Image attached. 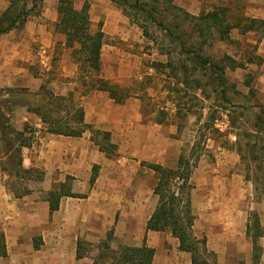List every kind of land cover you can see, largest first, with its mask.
<instances>
[{
    "label": "rangeland",
    "instance_id": "374dc122",
    "mask_svg": "<svg viewBox=\"0 0 264 264\" xmlns=\"http://www.w3.org/2000/svg\"><path fill=\"white\" fill-rule=\"evenodd\" d=\"M58 1L44 0L41 15L31 18L36 29L46 30L41 42L31 47V73L43 79L44 88L37 93H18L14 99L18 108H41L53 119L64 121L66 114L53 112L48 93L68 97L66 105L71 106L72 101L84 106L90 122L96 121L99 113L102 123L113 128L106 131L88 124L93 128L84 134L90 138L92 148L100 150L96 141L103 143V135L94 138L96 131L110 132L118 148L116 157L108 159L107 165L98 166L97 179L89 191L77 178L69 182L72 188L80 185L81 193L76 195L85 198L73 202L80 205L79 212L90 220L88 223L80 221L72 232L78 241L85 242V258L67 264H123L122 249L141 248L144 242L155 252L152 264H192V256L180 251L178 240L170 232H154L151 236L145 232L152 206L158 205L154 194L158 175L150 167L176 169L181 156L189 159L193 167L194 231L197 239L207 240L208 254H203V260L207 259V264H253V243L246 232L254 215L264 227V194L255 193L257 175L264 179V174L256 169L258 164L264 170V152L256 163H251L244 131L252 127L260 108L264 109V67L254 50L257 37L246 38L236 33L231 35V42L217 40L210 46L208 40L205 44V55L214 59L229 55L244 64L236 71L227 70L226 94L222 89L214 93L207 87L202 90L182 88L178 78L170 75V69L156 70L152 66L154 62L166 64L168 56L161 52L172 49L163 41L162 33L151 27L150 37L146 38L143 30L132 23L122 9L108 0H74L77 9L89 3L91 32L96 33L101 24L105 33L102 71L98 76L121 87L135 83L144 87L138 92V98H131L124 105L116 104L107 93L91 92L84 99L87 88L82 85L80 47L68 48L65 36L55 28L59 18ZM175 5H178L176 0ZM213 7L229 9L228 16L233 20L244 15L242 6L233 0L229 4L227 0H204L202 12L211 11ZM2 13L0 11V16ZM26 28L27 24L24 29L14 31L16 39L26 38ZM195 41L199 43L200 39ZM45 45L44 53L41 48ZM177 57L172 55L176 62ZM223 95L233 105L241 106L233 116L227 111ZM179 108L181 117L177 115ZM15 113L9 119L14 128ZM233 119L235 125H232ZM36 121L33 117L27 124L29 133L35 131ZM93 170L92 166V175ZM152 196L156 202H152ZM119 203L121 209H118ZM111 233L113 238L107 249L102 243Z\"/></svg>",
    "mask_w": 264,
    "mask_h": 264
},
{
    "label": "trees",
    "instance_id": "16d2710c",
    "mask_svg": "<svg viewBox=\"0 0 264 264\" xmlns=\"http://www.w3.org/2000/svg\"><path fill=\"white\" fill-rule=\"evenodd\" d=\"M7 9L0 16V37L12 31L22 30L27 22L34 16L41 15V8L44 0H6ZM122 9V12L130 21L140 27L146 38L150 37V28H155L162 33L164 42H168L172 49L163 50L161 54L168 56L166 64L154 62L153 68L156 70L170 69V75L178 78L179 86L190 87L195 90H202L203 87L211 88L216 93L218 89L226 94L227 70L236 71L244 67V64L229 55H224L220 59H214L205 55L204 48L208 40L210 46L219 40L221 42H231V33L234 29L240 28L241 34L245 35L254 29L264 30V21L248 19L244 17H229V9L220 8L212 12L202 13L195 17L175 5V0H108ZM58 22L55 25L56 31L65 36L66 46L79 48L80 70L84 73L81 76L86 97L91 92L107 93L109 98L118 105H124L131 98H138L139 91L144 90L142 84L135 83L130 87H121L99 75L102 71V48L105 33L100 24L96 33L91 32L90 5L86 2L81 9H77L74 0H59L57 5ZM195 39H200L199 43ZM178 55L177 62L172 55ZM178 63V64H177ZM248 82V86H249ZM43 90V87H42ZM182 90V89H181ZM20 93L16 89L0 88V155L6 160L2 163V171L10 177L16 178L10 184L14 195L22 198L31 193L26 185L29 180L42 181L44 173L35 169H24L22 150L31 148L34 142L35 131L28 132L25 126L24 131H17L9 122L12 114L19 104L14 96ZM180 93V91H177ZM50 106L56 114H66L64 121L53 119L48 111L41 108L29 109V112L40 117L46 126V132L53 135L71 138H80L93 127L86 124L85 110L79 104L71 101V106L66 105L68 97H57L48 93ZM223 101L227 104V111L232 116L241 109V106L233 105L232 101L223 95ZM208 99V95H205ZM175 99L172 100L174 103ZM231 107L230 110H228ZM181 109L177 115L181 117ZM8 115L6 116L5 115ZM252 127L244 131L247 138L246 147L250 154L251 163H256L264 152V109L260 108L259 115L255 116ZM214 120V119H212ZM72 124H74L72 126ZM232 125H235L233 119ZM207 126H209L207 124ZM253 132V134L251 133ZM93 133V131H92ZM255 134V135H254ZM103 135V143H98L100 152L106 158L113 159L117 156V146L112 142L110 132L96 131L95 136ZM238 137V136H237ZM95 142V139H94ZM192 166V165H191ZM190 166L189 159L180 157L179 166L176 169L167 168L160 165H152L150 168L158 175V182L154 189V194L158 197V205L154 213L149 218L146 231L164 233L170 232L179 242V249L192 256V264H207V259L203 260V254H208L207 240H199L195 236L196 218L192 210L191 183L193 167ZM98 166H94L91 177V185L97 179ZM258 172L264 174V170L257 164ZM72 178L62 184L59 191L50 192L48 201L51 212L59 209L60 200L63 197L77 198L78 195L72 193L69 184ZM262 182V183H261ZM255 193L264 194V179L257 175L255 180ZM253 223L247 226V236L253 243V264H260L263 249L260 240L264 237V227L257 215H254ZM113 238L111 233L107 241L102 245L110 249ZM85 242L78 241L77 260H82L86 256ZM6 244L4 236H0V257H5ZM154 250L145 244L141 248H123L121 262L123 264H152Z\"/></svg>",
    "mask_w": 264,
    "mask_h": 264
},
{
    "label": "crops",
    "instance_id": "0c3cea01",
    "mask_svg": "<svg viewBox=\"0 0 264 264\" xmlns=\"http://www.w3.org/2000/svg\"><path fill=\"white\" fill-rule=\"evenodd\" d=\"M176 1L179 8L195 17L223 8L213 7L211 11L202 12L204 0ZM233 1L242 6L244 11L242 17L264 21V0ZM227 3L229 4L230 0H227ZM7 7L8 2L0 0V11L4 12ZM25 32L26 38L20 40L16 39L14 31L0 37V88L16 89L20 93H37L42 91V87L44 88V81L31 73V47L33 43L41 42L40 40L46 36V30L36 29L30 19ZM236 33L242 35L240 28L234 29L231 35ZM242 36L257 37L254 42L255 56L264 67V30L256 28ZM259 37H263L262 40ZM46 48V45L41 48L44 53L47 51ZM28 108L17 107L18 110L14 112L17 117L15 124L17 131H24L33 117L37 120L32 147H25L22 150L23 167L43 172L44 179L29 180L26 185L31 193L22 198L16 197L10 188L12 180L16 178L2 171V163L6 158L0 155V236H4L7 252L5 257H0V264H67L71 260L79 262L76 259L78 237H74L72 232L75 226L80 225V221L88 223L90 219L84 212V214L79 212L80 205L73 200L85 197L79 195L77 198L63 197L59 209L52 213L48 195L50 192L59 191L68 177L79 179L80 185L88 188L89 191L92 186V166H105L108 158L100 150L92 148V142L90 138L85 137V134L80 138L49 133L39 136L42 132H46V127L37 115L36 117L29 112ZM84 110L86 124L112 131L110 125L102 123L99 113L95 118L96 121L90 122L88 110L85 107ZM80 185H75L74 188L71 186L72 193L80 194L81 192L78 191ZM153 201L156 202V198L152 196ZM156 207L154 203L145 226ZM121 208L119 203L118 209ZM147 234L151 236L154 232ZM91 241L97 242L95 239ZM260 244L263 248L260 264H264V238Z\"/></svg>",
    "mask_w": 264,
    "mask_h": 264
}]
</instances>
